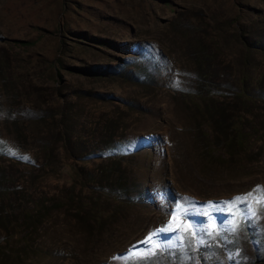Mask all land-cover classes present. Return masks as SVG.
Masks as SVG:
<instances>
[{"label": "rangeland", "instance_id": "rangeland-1", "mask_svg": "<svg viewBox=\"0 0 264 264\" xmlns=\"http://www.w3.org/2000/svg\"><path fill=\"white\" fill-rule=\"evenodd\" d=\"M0 264H264V0H0Z\"/></svg>", "mask_w": 264, "mask_h": 264}, {"label": "trees", "instance_id": "trees-1", "mask_svg": "<svg viewBox=\"0 0 264 264\" xmlns=\"http://www.w3.org/2000/svg\"><path fill=\"white\" fill-rule=\"evenodd\" d=\"M228 139L235 144H238V145L243 144L244 134L240 127V121L230 120L228 122Z\"/></svg>", "mask_w": 264, "mask_h": 264}, {"label": "snow or ice", "instance_id": "snow-or-ice-1", "mask_svg": "<svg viewBox=\"0 0 264 264\" xmlns=\"http://www.w3.org/2000/svg\"><path fill=\"white\" fill-rule=\"evenodd\" d=\"M189 203H191V202H189ZM232 203H233V202H229V204H232ZM195 214H196V215H200V213H195ZM254 214H255V213H253V215H254ZM190 215H191V213L185 211V212L182 213V218H183V219H189ZM231 231H236V226H235V225L233 226V228L231 229ZM158 235H159V233H158Z\"/></svg>", "mask_w": 264, "mask_h": 264}]
</instances>
